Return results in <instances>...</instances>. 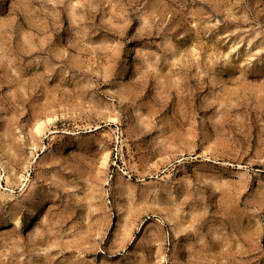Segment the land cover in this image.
<instances>
[{"label": "rangeland", "instance_id": "obj_1", "mask_svg": "<svg viewBox=\"0 0 264 264\" xmlns=\"http://www.w3.org/2000/svg\"><path fill=\"white\" fill-rule=\"evenodd\" d=\"M0 264H264V0H0Z\"/></svg>", "mask_w": 264, "mask_h": 264}]
</instances>
